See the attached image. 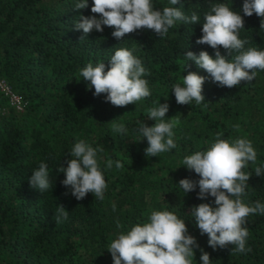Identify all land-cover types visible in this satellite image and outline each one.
<instances>
[{"label":"trees","instance_id":"trees-1","mask_svg":"<svg viewBox=\"0 0 264 264\" xmlns=\"http://www.w3.org/2000/svg\"><path fill=\"white\" fill-rule=\"evenodd\" d=\"M77 2L0 0V77L24 105L17 111L0 93V264H113L109 243L119 232L145 221L153 210L171 211L184 220L199 245L194 249L195 264H200L199 249L209 254L212 264H264V215L247 218L250 252H232L231 245L213 250L190 210L200 203L215 207L214 198L199 200L198 187L184 194L178 186L181 179L198 181L183 167V158L203 150L219 131L223 139L252 142L257 163L249 162L244 169L253 175L242 199L250 205L264 203V174L258 177L254 172L264 163V71L257 70L251 82L227 88L213 83L185 57L188 51L197 56L206 51L215 58L212 48L196 44L210 3L223 2L240 12L244 20L240 38L248 41L245 49L264 50V29H260L264 18L255 13L243 16L244 0H179L173 7L185 15L196 12L201 16L198 23L178 21L163 38L142 29L117 40L111 35L114 29L106 26L103 32L93 30L86 36L76 30L74 22L80 16L94 15L92 0H87V8L74 10ZM152 3L157 9L171 6L169 0ZM120 47L133 51L150 73L144 79L151 95L125 107L106 102V94L94 96V89L80 76L89 62H104L107 70L108 60ZM218 50L231 59L226 50ZM189 71L205 78V103H176L171 85L180 83ZM158 101L169 105L165 119L180 120L173 129L177 147L146 157L147 141H140L136 129L142 122L153 126L147 109ZM113 120L124 124L127 134L114 132ZM80 139L104 149L97 155L107 183L102 201L91 193L78 201L61 183L65 177L58 167H67L68 155ZM108 159L119 160L124 167L117 170L113 165L109 170ZM41 162L48 165L51 181L42 193L29 185ZM58 205L68 216L57 223ZM117 221L122 228H117Z\"/></svg>","mask_w":264,"mask_h":264},{"label":"clouds","instance_id":"clouds-1","mask_svg":"<svg viewBox=\"0 0 264 264\" xmlns=\"http://www.w3.org/2000/svg\"><path fill=\"white\" fill-rule=\"evenodd\" d=\"M178 2L179 0H169L171 6L157 9L152 0H92L91 13L94 15L80 16L74 26L85 36L93 30L103 32L106 26L114 29L111 35L117 40L142 29L151 30L163 38L178 21L193 25L201 19L196 12L185 15L180 8L173 7ZM87 7V0H78L74 10ZM242 13L247 17L255 13L257 17L264 18V0H244ZM241 29H244V20L240 12L223 2L210 3L208 11L203 14L201 37L196 40V44L212 48L215 58L206 51H201L198 56L188 51L185 55L187 61H193L219 86L233 88L242 81L251 82L257 70L264 71V50L258 47L245 49L248 41L240 38ZM260 29H264V19H261ZM219 48L226 50L231 59L221 55ZM147 75L150 73L142 61L125 47L115 49L108 60L107 70L104 62H89L80 70L82 79L88 82L89 88L94 89L93 95L106 94V102L115 107H125L148 98L151 91L148 81L144 79ZM204 82V77L189 71L181 77L180 83L171 85L176 103H205L202 95ZM168 111L169 105L158 101L147 109V119L154 121L153 126H146L142 122L136 129V134L141 137L140 141H147L146 157H157L160 153L170 152L177 147L173 129L180 120L177 116L165 119ZM115 121L111 122L112 130L127 134L125 125ZM233 127L238 129L239 126ZM222 135L218 131L212 141L206 142L203 150L183 158V167L194 172L199 179H181L178 186L184 194L198 187L199 200H205L209 196L214 198L215 207L209 203H200L190 210L200 234L207 235L209 247L216 250L217 247L223 249L231 245L234 246L232 252H250L251 249L246 248L249 236L247 218L254 214L264 215V203L256 201L250 205L242 199L249 187L247 181L253 175L244 169L249 162L257 163V152L252 142L246 138L227 140ZM103 150L102 146L94 148L80 139L74 143L68 155L71 159L66 161L67 167H58V172L65 177L62 185L70 189L76 200H82L89 193L98 200L104 199L107 183L97 159L98 152ZM113 165L117 170L124 167L119 160L106 161L107 169H112ZM254 172L258 177L264 174V163L256 166ZM29 185L40 193L51 186L46 163L41 162L38 169L32 171ZM112 209L115 211L116 206L113 205ZM57 213V223L61 218L67 219L68 212L63 206L58 205ZM116 226L118 229L123 227L119 221ZM197 248L199 245L188 234L184 220L171 211L153 210L145 221L119 232L109 243L107 251L111 254L113 264H195L194 249ZM199 250L200 264H212L209 254L203 249Z\"/></svg>","mask_w":264,"mask_h":264},{"label":"built area","instance_id":"built-area-1","mask_svg":"<svg viewBox=\"0 0 264 264\" xmlns=\"http://www.w3.org/2000/svg\"><path fill=\"white\" fill-rule=\"evenodd\" d=\"M0 92L7 98V101L10 106L15 108L16 110L21 111L23 108V103L18 95H16L9 85L4 81L3 78L0 77Z\"/></svg>","mask_w":264,"mask_h":264}]
</instances>
